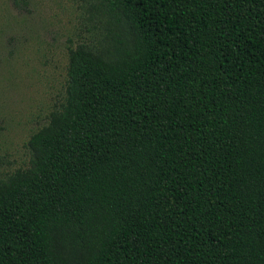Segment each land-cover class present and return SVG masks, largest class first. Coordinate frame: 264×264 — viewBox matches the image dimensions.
<instances>
[{
  "label": "trees",
  "instance_id": "trees-1",
  "mask_svg": "<svg viewBox=\"0 0 264 264\" xmlns=\"http://www.w3.org/2000/svg\"><path fill=\"white\" fill-rule=\"evenodd\" d=\"M92 5L0 177V264H264V0Z\"/></svg>",
  "mask_w": 264,
  "mask_h": 264
},
{
  "label": "rangeland",
  "instance_id": "rangeland-1",
  "mask_svg": "<svg viewBox=\"0 0 264 264\" xmlns=\"http://www.w3.org/2000/svg\"><path fill=\"white\" fill-rule=\"evenodd\" d=\"M94 0H0V177L30 166L31 137L66 96L69 49L104 33Z\"/></svg>",
  "mask_w": 264,
  "mask_h": 264
}]
</instances>
